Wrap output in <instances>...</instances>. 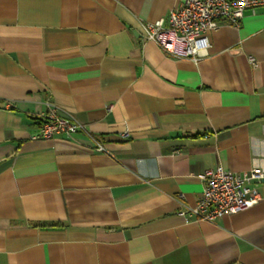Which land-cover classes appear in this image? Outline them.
<instances>
[{"label":"crops","instance_id":"0c3cea01","mask_svg":"<svg viewBox=\"0 0 264 264\" xmlns=\"http://www.w3.org/2000/svg\"><path fill=\"white\" fill-rule=\"evenodd\" d=\"M181 3L0 0V264H264V178L182 213L207 169L264 173V5L196 62L145 36ZM53 107L85 129L37 138Z\"/></svg>","mask_w":264,"mask_h":264},{"label":"built area","instance_id":"2783aa9c","mask_svg":"<svg viewBox=\"0 0 264 264\" xmlns=\"http://www.w3.org/2000/svg\"><path fill=\"white\" fill-rule=\"evenodd\" d=\"M264 5V0H182L171 12L166 25L163 19L145 22L146 38L155 41L169 55L190 58L196 62L210 55V33L221 24L239 26L247 10ZM250 61L256 64V58ZM85 126L74 117L62 115L53 107L42 120L37 138H50L55 133L72 135ZM126 135V134H125ZM97 150L106 151L98 140ZM204 181L203 195L196 205L183 210L198 220L214 221L225 214L245 210L260 199L253 181L264 178L260 169L235 173L222 166L198 174Z\"/></svg>","mask_w":264,"mask_h":264}]
</instances>
